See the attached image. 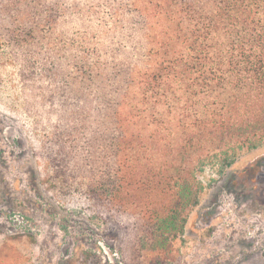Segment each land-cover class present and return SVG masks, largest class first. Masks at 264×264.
Instances as JSON below:
<instances>
[{
	"label": "trees",
	"instance_id": "trees-1",
	"mask_svg": "<svg viewBox=\"0 0 264 264\" xmlns=\"http://www.w3.org/2000/svg\"><path fill=\"white\" fill-rule=\"evenodd\" d=\"M2 69L61 126L65 185L157 259L264 146V0H0Z\"/></svg>",
	"mask_w": 264,
	"mask_h": 264
},
{
	"label": "rangeland",
	"instance_id": "rangeland-1",
	"mask_svg": "<svg viewBox=\"0 0 264 264\" xmlns=\"http://www.w3.org/2000/svg\"><path fill=\"white\" fill-rule=\"evenodd\" d=\"M19 87L2 69L0 264H264V146L207 177L183 235L157 259L135 252L130 215L97 212L73 180L65 185L61 126L44 99L26 112Z\"/></svg>",
	"mask_w": 264,
	"mask_h": 264
}]
</instances>
